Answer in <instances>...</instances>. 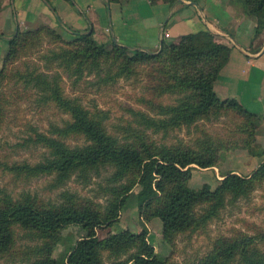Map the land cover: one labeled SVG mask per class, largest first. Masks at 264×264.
Wrapping results in <instances>:
<instances>
[{
    "label": "trees",
    "instance_id": "1",
    "mask_svg": "<svg viewBox=\"0 0 264 264\" xmlns=\"http://www.w3.org/2000/svg\"><path fill=\"white\" fill-rule=\"evenodd\" d=\"M5 1L0 0V11ZM44 1L51 4V0ZM67 1L73 3V0ZM104 1L110 4L121 0ZM167 1L174 4L177 0ZM231 2L241 4L244 13L254 18L253 46L264 33V0ZM75 36L66 41L46 25L19 29L8 40L0 69V85L13 80L25 91L35 90L42 102L52 103L70 115L71 121L59 133L83 138L82 144L70 146L61 139L39 134V140L52 150L51 159L29 171L33 174L57 172L61 178H66L76 170L86 177L92 169L111 167L114 169L112 184L105 188L107 203L102 207L69 195L66 202L56 206L27 197L13 200L4 196L0 201V255L16 251V227H20L42 238L44 243L38 258L29 264H105V254L109 258L107 264H174V253L165 259L158 256L145 226L141 232L124 229L106 237L98 236L97 229L118 221L128 199L135 193L138 215L144 225L154 217L160 218L164 224V240L176 248L180 234L207 232L209 224L220 218L227 204L249 198L264 183V152L258 153L255 147L259 116L235 98L221 99L214 89L215 81L230 59L231 45L222 42L210 30L181 35L177 40L164 39L157 52L99 43L93 33L76 31ZM44 37L59 43L57 49L46 56V70L60 68L80 79L103 71L105 66L109 67V72L114 67L113 80L138 76L141 67H147V82L140 101L151 112L164 117L141 114L140 117L142 124L148 121V127L155 131L189 128L199 120L210 121L229 114L237 118L236 128L226 137L203 139L196 148L183 142L158 144L137 128H131L122 137L114 135L106 126L102 111H91L78 99L65 95L59 71L46 72L38 66L31 67L27 61L24 71L14 69L20 59L30 56L34 48L42 45ZM51 63L53 66H49ZM164 93L177 97L166 104L160 99ZM9 102L0 88V121ZM230 146L247 148L263 160L251 175L230 171L221 175L223 179L216 186L205 183L200 188L191 187L195 165L217 166L221 153ZM70 226L85 230L86 236L58 260L53 252L62 240V231ZM186 264H264V230L252 235L239 230L229 236L210 238L206 252Z\"/></svg>",
    "mask_w": 264,
    "mask_h": 264
},
{
    "label": "rangeland",
    "instance_id": "2",
    "mask_svg": "<svg viewBox=\"0 0 264 264\" xmlns=\"http://www.w3.org/2000/svg\"><path fill=\"white\" fill-rule=\"evenodd\" d=\"M159 1L163 0L157 2ZM7 2L10 0L5 1V5ZM236 5L240 9L243 8L241 4L236 3ZM41 25L55 29L48 23ZM55 30L66 41L76 37L74 33L77 30H72L71 36H66L65 33ZM81 33H93L94 36V32ZM262 37H264V33L256 40L255 44H258ZM177 38L173 39L177 40ZM6 43L8 46V42ZM58 45L59 43L50 42L48 38L44 37L42 45L34 48L30 56L20 59L14 69L24 71V63L27 61L31 67L38 66L43 71L49 72L50 70H46V64H48L46 56L51 55ZM2 66L3 60L0 69ZM49 66H53V63ZM56 70L61 73V83L65 95L78 99L91 111H102L100 113L105 116L106 126L112 134L119 137L124 136L126 131L131 128H137L149 134L158 144L170 145L183 142L196 148L199 141L215 136L226 137L230 130L236 128L238 120L233 114L224 115L219 119L213 118L210 121L202 119L189 128L183 127L168 131L162 128L155 131L148 127V121H144L142 124L140 114L151 118L164 117L151 112L140 101L147 82L145 78L147 67H141L138 76H122L113 80L111 75L115 74L114 67L109 72V67L105 66L103 71L86 74L80 79L77 76H69L60 68L51 67L50 72ZM0 88H3L10 100L0 121V201L8 195L13 200L27 197L44 205L57 206L66 202L70 198L69 195H76L105 207L108 198L105 188L112 184L111 176L114 169L111 167L100 166L98 169H92L86 177L76 170L66 178H61L57 172L33 174L29 171L38 164H46L51 159L52 150L39 140V134L61 139L69 143L70 146L82 144L83 138L81 137L65 136L63 133H59L71 121L70 115L52 103L42 102L38 92L35 90L25 91L20 83H15L13 80L4 81ZM176 97L171 93H164L160 99L168 104L172 103ZM142 119L144 120V118ZM255 147L258 153L264 152L258 149L257 143H255ZM262 160V156L251 154L247 148L230 146L221 153L217 166L201 168L195 165L190 186L200 188L205 183L216 186L219 180L223 179L222 174L235 170L243 176L251 175ZM18 166L22 169L20 170ZM25 166H29V168ZM144 226L148 229L149 241L155 246L156 253L161 259L174 253L172 256L174 264H186L187 261H192L206 252L210 238L219 235L229 236L239 230L250 235L264 230V183L257 187L249 198H242L234 204H227L221 211L220 218L209 224L207 232L180 234L176 240V248H172L164 240V224L160 218L154 217L144 225L143 219L138 215L135 193L128 199L120 219L111 225L99 227L97 234L100 237H106L124 229L141 232ZM16 232V251L1 254L0 264H29L38 258L39 251L44 244L42 238H38L30 231L20 227H16ZM85 236L86 231L78 226L65 228L62 231V240L53 252V256L62 260L76 242ZM104 262L105 264L109 263L107 254L104 256Z\"/></svg>",
    "mask_w": 264,
    "mask_h": 264
},
{
    "label": "crops",
    "instance_id": "3",
    "mask_svg": "<svg viewBox=\"0 0 264 264\" xmlns=\"http://www.w3.org/2000/svg\"><path fill=\"white\" fill-rule=\"evenodd\" d=\"M43 23L66 36L72 30L94 32L103 44L146 51L160 50L164 39L210 30L232 48L215 92L221 99H237L259 116L256 143L264 151V37L252 46L254 18L231 0H51L50 5L44 0H10L0 11V66L6 42L19 29Z\"/></svg>",
    "mask_w": 264,
    "mask_h": 264
}]
</instances>
